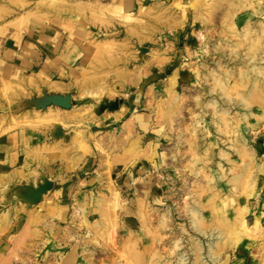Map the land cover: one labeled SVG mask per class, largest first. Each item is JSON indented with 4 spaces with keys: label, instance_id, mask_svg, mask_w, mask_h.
Wrapping results in <instances>:
<instances>
[{
    "label": "rangeland",
    "instance_id": "obj_1",
    "mask_svg": "<svg viewBox=\"0 0 264 264\" xmlns=\"http://www.w3.org/2000/svg\"><path fill=\"white\" fill-rule=\"evenodd\" d=\"M48 25L76 100L1 74L0 137L35 133L75 195L62 220L0 190V264H52L58 220L81 264H264V0H0V50Z\"/></svg>",
    "mask_w": 264,
    "mask_h": 264
},
{
    "label": "crops",
    "instance_id": "obj_2",
    "mask_svg": "<svg viewBox=\"0 0 264 264\" xmlns=\"http://www.w3.org/2000/svg\"><path fill=\"white\" fill-rule=\"evenodd\" d=\"M66 45L58 30L50 25L26 31L19 39L9 37L0 50V75L11 81L39 75L38 87L55 93L57 104L65 97L73 103L76 98L69 92L79 69L76 61L80 59L75 51L69 54ZM67 137L71 138V135L64 134L57 140L61 147L68 146ZM36 138L37 135L28 130L0 137V190L5 189V198L10 193L8 201L26 206L49 197L56 204V214L63 220L69 212L67 204L75 195L72 185L74 174L67 170L71 164H51L55 157L52 159L47 153L38 154L44 143L36 141ZM55 142L52 141L51 145H56ZM49 183L53 191L46 194L44 187ZM62 220L53 224L55 237L49 245L52 264L84 263L80 248L83 244L71 239L72 235L67 234L70 233L68 227L61 225Z\"/></svg>",
    "mask_w": 264,
    "mask_h": 264
},
{
    "label": "water",
    "instance_id": "obj_3",
    "mask_svg": "<svg viewBox=\"0 0 264 264\" xmlns=\"http://www.w3.org/2000/svg\"><path fill=\"white\" fill-rule=\"evenodd\" d=\"M59 103L61 105H63L64 107H69L70 106V102H69V98L68 97L62 98V101H59Z\"/></svg>",
    "mask_w": 264,
    "mask_h": 264
},
{
    "label": "bare ground",
    "instance_id": "obj_4",
    "mask_svg": "<svg viewBox=\"0 0 264 264\" xmlns=\"http://www.w3.org/2000/svg\"><path fill=\"white\" fill-rule=\"evenodd\" d=\"M200 36H201V35H200ZM129 120H130V119H129ZM129 120L126 122L127 124H129V123H130V121H129ZM126 123H125L124 125H127ZM47 191H48V189H47L45 192H47Z\"/></svg>",
    "mask_w": 264,
    "mask_h": 264
}]
</instances>
